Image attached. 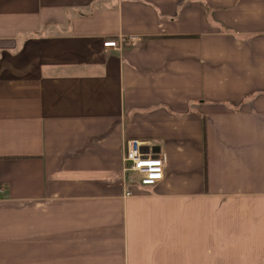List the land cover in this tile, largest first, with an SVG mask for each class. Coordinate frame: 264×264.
Returning a JSON list of instances; mask_svg holds the SVG:
<instances>
[{
	"label": "crops",
	"instance_id": "obj_1",
	"mask_svg": "<svg viewBox=\"0 0 264 264\" xmlns=\"http://www.w3.org/2000/svg\"><path fill=\"white\" fill-rule=\"evenodd\" d=\"M0 264H264V0H0Z\"/></svg>",
	"mask_w": 264,
	"mask_h": 264
},
{
	"label": "built area",
	"instance_id": "obj_2",
	"mask_svg": "<svg viewBox=\"0 0 264 264\" xmlns=\"http://www.w3.org/2000/svg\"><path fill=\"white\" fill-rule=\"evenodd\" d=\"M104 45L116 46L117 41H108ZM166 167L165 155L152 151L148 141L137 138L126 141L123 155L125 184L154 185L164 179ZM126 194L131 195V192Z\"/></svg>",
	"mask_w": 264,
	"mask_h": 264
},
{
	"label": "rangeland",
	"instance_id": "obj_3",
	"mask_svg": "<svg viewBox=\"0 0 264 264\" xmlns=\"http://www.w3.org/2000/svg\"><path fill=\"white\" fill-rule=\"evenodd\" d=\"M144 187H149V186H144Z\"/></svg>",
	"mask_w": 264,
	"mask_h": 264
}]
</instances>
